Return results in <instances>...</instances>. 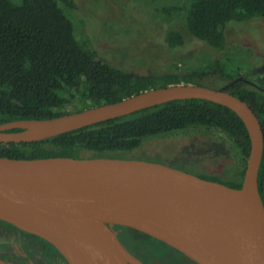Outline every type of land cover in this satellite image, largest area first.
Wrapping results in <instances>:
<instances>
[{"label":"water","instance_id":"1","mask_svg":"<svg viewBox=\"0 0 264 264\" xmlns=\"http://www.w3.org/2000/svg\"><path fill=\"white\" fill-rule=\"evenodd\" d=\"M188 98L226 106L243 122L249 151L239 187L159 161L0 155V220L45 240L67 264H143L120 241L116 226L155 238L196 264H264L257 185L263 131L248 102L224 87L169 84L55 117L6 121L0 142L42 140Z\"/></svg>","mask_w":264,"mask_h":264},{"label":"trees","instance_id":"2","mask_svg":"<svg viewBox=\"0 0 264 264\" xmlns=\"http://www.w3.org/2000/svg\"><path fill=\"white\" fill-rule=\"evenodd\" d=\"M76 7L74 0H0V123L55 117L116 102L152 87L193 83L213 75L228 81L242 77L225 70L224 58L206 60L188 70L180 71L178 67L147 74L115 66L81 38L76 27L74 32L72 12ZM158 10L168 16H184L183 30H168L162 41L174 53L194 43L220 52L226 46L229 25L264 22V0H189L187 5L171 4ZM260 34L264 35V29ZM225 90L248 102L260 121L264 138V90L246 82L227 84ZM193 127L225 135L241 159L247 157L249 138L237 114L199 98L167 101L42 140L0 142V155L36 158L128 154L148 137ZM243 172L234 180L205 172L196 174L239 187ZM257 185L264 204V146Z\"/></svg>","mask_w":264,"mask_h":264},{"label":"rangeland","instance_id":"3","mask_svg":"<svg viewBox=\"0 0 264 264\" xmlns=\"http://www.w3.org/2000/svg\"><path fill=\"white\" fill-rule=\"evenodd\" d=\"M74 2L77 5L72 12L74 32L76 27L77 34L115 66L147 74L178 67L180 71L188 70L206 60L224 58L226 71L236 76L241 74L253 82L259 83L262 80L260 86H264V35L260 34L264 22L249 21L238 24V27L229 25L226 30L227 43L220 52L194 43L191 47L182 46L174 53L169 52L162 41L168 30H183L184 16H168L158 9L171 4L187 5L189 0ZM249 31L253 33L247 35ZM192 82L221 88L230 81L213 75ZM240 155L225 135L193 127L181 132L148 137L136 150L110 156L159 161L192 173L205 172L218 175L224 180H234L240 178V171L246 163V158L242 160ZM118 229L122 232L119 236L125 244L134 245L135 241L148 243V238L151 239L131 228L119 226ZM5 257L9 262H19L15 257ZM55 263L64 264L58 258Z\"/></svg>","mask_w":264,"mask_h":264},{"label":"flooded vegetation","instance_id":"4","mask_svg":"<svg viewBox=\"0 0 264 264\" xmlns=\"http://www.w3.org/2000/svg\"><path fill=\"white\" fill-rule=\"evenodd\" d=\"M237 82H246L258 89L264 90V86H260L263 83L262 80L257 83L243 77H238L231 80L228 84L234 85ZM115 229L120 241L143 264H196L179 251L154 238H148V243L135 241L134 245L125 244L119 236L122 234L121 230H117V227ZM5 256L8 258L15 257L19 262L16 260L15 263L9 262ZM57 258L61 263L67 264L62 256L45 240L0 220L1 264H40L41 262L56 264L55 260Z\"/></svg>","mask_w":264,"mask_h":264},{"label":"bare ground","instance_id":"5","mask_svg":"<svg viewBox=\"0 0 264 264\" xmlns=\"http://www.w3.org/2000/svg\"><path fill=\"white\" fill-rule=\"evenodd\" d=\"M1 264V263H0Z\"/></svg>","mask_w":264,"mask_h":264}]
</instances>
